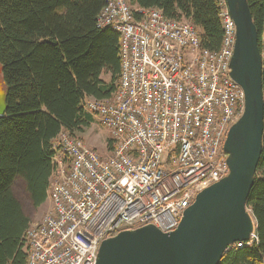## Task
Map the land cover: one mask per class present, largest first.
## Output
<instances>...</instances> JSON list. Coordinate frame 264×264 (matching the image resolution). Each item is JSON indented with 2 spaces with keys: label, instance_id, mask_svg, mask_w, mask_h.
Segmentation results:
<instances>
[{
  "label": "built area",
  "instance_id": "2783aa9c",
  "mask_svg": "<svg viewBox=\"0 0 264 264\" xmlns=\"http://www.w3.org/2000/svg\"><path fill=\"white\" fill-rule=\"evenodd\" d=\"M217 5L222 36L212 51L187 20L105 1L95 26L119 36L117 89L108 99L84 98L82 108L113 148L101 156L79 138L58 135L50 208L25 232L26 264H96L100 243L121 231L169 233L199 192L227 177L223 147L245 96L229 75L236 26L227 0ZM246 212L253 232L225 252L258 244Z\"/></svg>",
  "mask_w": 264,
  "mask_h": 264
},
{
  "label": "trees",
  "instance_id": "16d2710c",
  "mask_svg": "<svg viewBox=\"0 0 264 264\" xmlns=\"http://www.w3.org/2000/svg\"><path fill=\"white\" fill-rule=\"evenodd\" d=\"M106 0H0V65L7 110L0 116V264H26L25 232L31 221L14 194L25 184L31 205L47 200L55 139L72 137L92 123L84 98L104 100L117 89L119 36L95 26ZM157 8L168 19L187 20L202 46L218 50L217 0H128ZM264 57V0H247ZM107 75L104 81L102 76ZM264 92V72H263ZM113 148L112 140L106 143ZM258 244L232 247L219 264H264L263 151L247 199Z\"/></svg>",
  "mask_w": 264,
  "mask_h": 264
},
{
  "label": "water",
  "instance_id": "95a60500",
  "mask_svg": "<svg viewBox=\"0 0 264 264\" xmlns=\"http://www.w3.org/2000/svg\"><path fill=\"white\" fill-rule=\"evenodd\" d=\"M227 6L236 26L229 75L245 96L244 113L223 147L229 174L197 194L175 230L121 231L100 243L96 264H219L229 245L253 232L246 203L263 151L264 57L247 0H227ZM6 110V91L0 90V116Z\"/></svg>",
  "mask_w": 264,
  "mask_h": 264
},
{
  "label": "rangeland",
  "instance_id": "374dc122",
  "mask_svg": "<svg viewBox=\"0 0 264 264\" xmlns=\"http://www.w3.org/2000/svg\"><path fill=\"white\" fill-rule=\"evenodd\" d=\"M2 68L0 65V90H4L3 81H2ZM104 81L108 80L107 75L102 76ZM92 123L84 129L82 133L76 132V138L81 139L87 146L96 150V152L101 156L108 155L109 151L107 150L106 143L109 139H111L108 131L101 127L97 118L92 115ZM14 194L19 200L23 211L30 218L31 223L38 222L44 213L50 208V201L46 202L39 208L35 209L28 198V195L25 191V184L22 180H17L14 188Z\"/></svg>",
  "mask_w": 264,
  "mask_h": 264
},
{
  "label": "bare ground",
  "instance_id": "6f19581e",
  "mask_svg": "<svg viewBox=\"0 0 264 264\" xmlns=\"http://www.w3.org/2000/svg\"><path fill=\"white\" fill-rule=\"evenodd\" d=\"M222 32V31H221Z\"/></svg>",
  "mask_w": 264,
  "mask_h": 264
}]
</instances>
